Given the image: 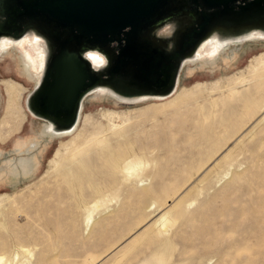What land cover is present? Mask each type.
Segmentation results:
<instances>
[{"label": "rangeland", "instance_id": "1", "mask_svg": "<svg viewBox=\"0 0 264 264\" xmlns=\"http://www.w3.org/2000/svg\"><path fill=\"white\" fill-rule=\"evenodd\" d=\"M229 37L183 63L168 100L94 90L65 136L27 108L44 72L28 45L0 42V264H264V39Z\"/></svg>", "mask_w": 264, "mask_h": 264}, {"label": "water", "instance_id": "2", "mask_svg": "<svg viewBox=\"0 0 264 264\" xmlns=\"http://www.w3.org/2000/svg\"><path fill=\"white\" fill-rule=\"evenodd\" d=\"M30 31L49 55L27 108L68 130L99 87L128 100L171 96L183 63L205 40L264 33V0H0V40ZM91 55L104 64L95 69Z\"/></svg>", "mask_w": 264, "mask_h": 264}, {"label": "bare ground", "instance_id": "3", "mask_svg": "<svg viewBox=\"0 0 264 264\" xmlns=\"http://www.w3.org/2000/svg\"><path fill=\"white\" fill-rule=\"evenodd\" d=\"M32 34V33H31ZM218 36V34L217 35H215V36H213L210 40H206L201 46H200V48L198 49V51H197V54H198V52L202 49V47L203 46H207L208 44H210L211 43V40L214 38V37H217ZM220 36H222V35H219V37ZM230 38V40H232V41H230V42H232V43H245V42H247V41H251V40H256V39H264V34H263V32H251V33H245V34H242V35H239V36H231V37H229ZM32 38H30V37H26V38H24L23 40H21V42L24 44V45H28V46H32L34 43H37V41L35 40V42L34 43H32V40H31ZM22 43H20V45H23ZM3 46H4V48H6L7 49V51L10 49V48H12V47H14L13 46V44H3ZM19 46V44H17V47ZM225 48V47H224ZM1 50V49H0ZM5 52V51H4ZM9 52H12V51H9ZM26 53H25V55H26V57L27 58H29V61L30 62H32L33 63V66H34V68H36V70H37V73H36V75L38 76V77H40L41 76V71H42V67H43V64H44V62H45V58H44V53H38V55L37 56H35V57H33V55H31L30 53H28L27 52V50L25 51ZM7 53V52H6ZM203 53V52H202ZM11 54V53H10ZM200 58V57H199ZM91 60H92V58H91ZM92 62H93V64L95 65V67L96 68H98V66L94 63V61L92 60ZM262 63H264L263 61H262ZM261 63V64H262ZM260 64V65H261ZM93 65V66H94ZM100 67V66H99ZM101 88H107V87H99V88H97V89H95L96 91H98V92H100V89ZM107 89H109V88H107ZM110 91H112L111 89H109ZM176 91L177 90H175V92L171 95V96H169V97H160V98H153V99H156V100H168V99H170V98H172L175 94H176ZM113 92V91H112ZM113 94L116 96V93H114L113 92ZM116 97H118V96H116ZM122 99V97H119V99ZM122 100H124V101H127V102H135V103H137V102H142V101H147V100H149V99H146V98H138V99H135V100H127L126 98L125 99H122ZM31 113V112H30ZM32 114V113H31ZM79 123H80V119L78 120V122H77V124H76V126H74V128L68 133V134H70L73 130H75L78 126H79ZM65 136V135H64ZM134 167H136V165H133L132 167H130V168H128V170H132ZM91 221V215H90V217H89V222ZM164 221V220H163ZM166 222V221H165ZM2 261H3V258H0V263H2Z\"/></svg>", "mask_w": 264, "mask_h": 264}, {"label": "crops", "instance_id": "4", "mask_svg": "<svg viewBox=\"0 0 264 264\" xmlns=\"http://www.w3.org/2000/svg\"><path fill=\"white\" fill-rule=\"evenodd\" d=\"M46 139L47 138L43 135L42 141H46ZM27 144H28V141L25 140L24 143L22 144V146L27 147ZM11 148L12 147H11L9 141H7L6 143L0 142V195H1V193H2V195H5L12 188V175H11L12 149ZM15 148H18V147H16L14 145L13 149H15ZM40 159L41 158H39L37 160L31 159L30 160L31 166L25 170L24 175H22L21 173L17 174V177H18V183H16L17 185H19L21 183V181L33 178L37 175V173L40 170V166H41Z\"/></svg>", "mask_w": 264, "mask_h": 264}, {"label": "flooded vegetation", "instance_id": "5", "mask_svg": "<svg viewBox=\"0 0 264 264\" xmlns=\"http://www.w3.org/2000/svg\"><path fill=\"white\" fill-rule=\"evenodd\" d=\"M32 33V31H30V32H28L23 38H21V39H13V38H9V37H4V38H2L1 40H0V42L1 43H3V44H15V45H13V46H15V47H17V44H19V46L18 47H24L25 45L21 42V40H23L24 38H26V37H29L30 36V34ZM33 33H36V32H33ZM264 34V33H263ZM215 35H217V34H214L213 36H215ZM219 35H221V34H218V36L217 37H219ZM212 36V37H213ZM212 37H210L209 39H207V40H210ZM41 38V36L40 35H38L37 33H36V36H35V40L37 41V43H34L35 42V40L34 39H31L32 40V43H34L32 46H28V49H27V52L28 53H30L31 55H33V57H35V56H37L38 55V53H43V52H41V49H42V47H44V40H42L43 41V43H42V41L41 42H38V40ZM223 40V39H222ZM230 40V39H229ZM206 41V40H205ZM204 41V42H205ZM230 41H232V40H230ZM203 42V43H204ZM20 43H22L23 45H20ZM202 43V44H203ZM46 44V43H45ZM210 47V44H208L207 46H203L202 47V49L198 52V56L200 55V56H202V52H204L207 48H209ZM44 58H45V62H44V64H43V67H42V71L44 70L43 68H44V66H45V63H46V60H47V58H46V56H45V54H44ZM91 58H92V60L94 61V63L99 67V66H102L104 63H103V59L100 57V56H97V55H91ZM91 60V61H92ZM93 63V62H92ZM94 65V64H93ZM94 67H95V65H94ZM42 71H41V73H42ZM41 78V77H40ZM177 90V89H176ZM100 92H111L112 94H113V92L112 91H110L109 89H107V88H101L100 89ZM114 95V94H113ZM122 99H125V98H122ZM121 98H120V100H122ZM128 100V99H127ZM135 100V99H134ZM33 115V114H32ZM34 116V115H33ZM35 117V116H34ZM36 119H38L37 117H35ZM79 119H80V115H79ZM78 119V120H79ZM49 127H51L52 128V132H55V134L57 133V134H68L72 129H68V130H59L56 126H54L53 124H50V126Z\"/></svg>", "mask_w": 264, "mask_h": 264}]
</instances>
